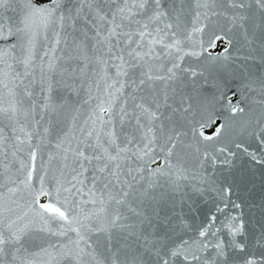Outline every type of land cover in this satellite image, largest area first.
I'll return each instance as SVG.
<instances>
[{
  "label": "snow or ice",
  "instance_id": "6c2138e0",
  "mask_svg": "<svg viewBox=\"0 0 264 264\" xmlns=\"http://www.w3.org/2000/svg\"><path fill=\"white\" fill-rule=\"evenodd\" d=\"M0 264H264V0H0Z\"/></svg>",
  "mask_w": 264,
  "mask_h": 264
}]
</instances>
